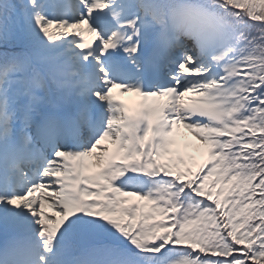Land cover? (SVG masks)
<instances>
[{
  "label": "snow or ice",
  "instance_id": "snow-or-ice-1",
  "mask_svg": "<svg viewBox=\"0 0 264 264\" xmlns=\"http://www.w3.org/2000/svg\"><path fill=\"white\" fill-rule=\"evenodd\" d=\"M0 264H264V0H0Z\"/></svg>",
  "mask_w": 264,
  "mask_h": 264
},
{
  "label": "rangeland",
  "instance_id": "rangeland-1",
  "mask_svg": "<svg viewBox=\"0 0 264 264\" xmlns=\"http://www.w3.org/2000/svg\"><path fill=\"white\" fill-rule=\"evenodd\" d=\"M86 38L91 39V37H87V36ZM113 96L115 97L116 100L123 103V105L128 109L129 113L135 112L141 103L140 97L132 93H124L123 95H121L120 90L118 89H113ZM189 99L190 97H185L184 101L187 102ZM203 146H204L203 143L194 139L192 134L189 133L186 129L180 126H177V128L174 131V134H173L170 146H169V153L180 152L182 148L187 149V150L197 151ZM99 148L105 150L109 154H111L114 151V146L108 141H102L101 144L98 146V149ZM90 163L92 167L89 168V173H95V172L100 171V168L97 166V161L95 157H93L90 160ZM33 195L39 198L42 195V193H34ZM44 211L46 215H51L53 210L46 206Z\"/></svg>",
  "mask_w": 264,
  "mask_h": 264
},
{
  "label": "trees",
  "instance_id": "trees-1",
  "mask_svg": "<svg viewBox=\"0 0 264 264\" xmlns=\"http://www.w3.org/2000/svg\"><path fill=\"white\" fill-rule=\"evenodd\" d=\"M256 7L260 8L262 7V5L257 3ZM255 23H259V22H255ZM50 31L56 33L59 30L54 27ZM169 160L172 162V167L170 168V171H172L173 174L180 172L182 174V178L185 180L193 178V174H202L199 170L202 167L206 169L211 163L209 161L208 149L205 146H203L202 148H200L195 152H193V150H185L182 148L180 152L169 153L168 156L164 157V161H169ZM156 219L159 220V217H157ZM184 246L185 245H180L179 247H184Z\"/></svg>",
  "mask_w": 264,
  "mask_h": 264
},
{
  "label": "bare ground",
  "instance_id": "bare-ground-1",
  "mask_svg": "<svg viewBox=\"0 0 264 264\" xmlns=\"http://www.w3.org/2000/svg\"><path fill=\"white\" fill-rule=\"evenodd\" d=\"M119 90V89H118ZM101 153V148H99L98 150H97V152L94 154V156L93 157H95L96 155H98V154H100ZM44 191H48L47 189H45Z\"/></svg>",
  "mask_w": 264,
  "mask_h": 264
}]
</instances>
